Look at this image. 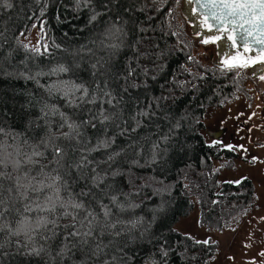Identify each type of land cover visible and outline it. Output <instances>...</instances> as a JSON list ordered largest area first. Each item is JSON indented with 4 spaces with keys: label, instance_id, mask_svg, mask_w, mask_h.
Instances as JSON below:
<instances>
[{
    "label": "trees",
    "instance_id": "1",
    "mask_svg": "<svg viewBox=\"0 0 264 264\" xmlns=\"http://www.w3.org/2000/svg\"><path fill=\"white\" fill-rule=\"evenodd\" d=\"M8 2L11 8L4 7L0 0V127L8 133H0V141L10 145V159L23 160L24 153H31L30 145L44 135V121L38 117L45 104L55 105L73 118H85L86 113L82 115L78 109L67 106L59 94L49 96L45 91L48 85L73 80L95 89L97 83L103 87L107 78L120 101L114 111L121 117L117 122L119 127L113 125L108 129L107 135L115 138L109 151H124L112 168L119 174L114 177L111 172L108 174L107 184L112 186L111 190L107 196L103 193L100 196L102 203L112 208V220H140L141 223L136 229L122 231L120 236L103 237L105 244L110 240L113 243L105 249L99 264L104 260L110 264H146L148 261L152 264H207L215 251L216 241L207 240L205 244V240L179 231L175 223L195 207L201 225L207 229H221L250 204L252 183L247 176L237 180L239 183L219 179L216 162L234 156L235 152L219 140H207L204 118L208 109L230 105L240 95L247 96L251 75L245 69L222 73L221 65L204 63L192 54V44L183 27L185 17L179 9L180 0H155V3L153 0H112L107 8L103 7L105 0H93L95 11L104 14L91 22L93 9L85 8L83 0L80 7L76 0ZM33 20L41 22L42 36L49 49L39 57L25 51L18 43L19 33ZM112 25L122 29L119 40L104 34ZM112 44L119 47H110ZM59 64L72 71L40 76L39 84L20 75H34L38 71L49 73ZM92 64L97 65L95 77ZM105 68L108 73L99 74ZM130 69H135L131 76L128 75ZM52 131L59 133L67 128H53ZM86 132L94 145L96 130L89 127ZM25 139L28 144L23 143ZM60 143L65 144L64 141ZM17 150L21 155L17 156ZM78 155L73 157L69 152V160ZM92 156L100 160L103 153L94 152ZM51 158L46 153L39 164H48ZM39 164L22 165L19 174L32 168L30 175L36 176ZM51 167L53 165H49L48 170ZM5 171L12 172V165L9 164ZM17 174L13 172L14 176ZM83 187L84 182L79 181L69 191L79 194ZM94 191L99 193L100 190ZM29 195L35 199V194ZM61 195L67 199L68 193ZM112 195L125 206L123 212L111 203ZM15 206L23 212L22 202L15 201ZM93 207L102 219L100 204L94 202ZM25 215L35 217L36 213ZM20 218L15 213L6 217L12 228ZM70 222V217L60 220L61 224ZM124 227L117 225L112 231ZM127 228L131 229L130 223ZM0 243L5 245L0 249V264H96L95 257L78 250L58 255L63 247L62 236L51 243L50 255H25L22 245L27 243L26 237L10 236L7 230L0 232ZM35 244L40 246L44 241L37 237ZM161 249L167 251L166 256Z\"/></svg>",
    "mask_w": 264,
    "mask_h": 264
},
{
    "label": "snow or ice",
    "instance_id": "2",
    "mask_svg": "<svg viewBox=\"0 0 264 264\" xmlns=\"http://www.w3.org/2000/svg\"><path fill=\"white\" fill-rule=\"evenodd\" d=\"M111 2L112 0H105L103 7L107 8ZM153 2L155 3V0ZM188 2L197 5L200 15L203 17L199 27L207 28L209 32L215 29L219 33L215 36H205L200 43L205 46L217 44L223 37H226L227 41L230 42L226 47L229 50H234L231 55L225 51L219 60L222 73L246 69L257 62H264V0H188ZM76 3L77 7L81 6V0H76ZM3 6L11 8L12 4L8 0H3ZM83 6L93 9L90 22L97 20L99 16L104 14L95 11L93 0H83ZM192 11L195 14L197 7L194 6ZM104 34L106 37L119 40L122 29L112 25L105 29ZM196 36L199 37L200 32H196ZM238 41H242V44H238ZM256 45L259 47H253ZM109 46L119 47L118 44ZM22 47L25 51H30L38 57L49 52L47 45L43 46V52H41L40 47L29 48L27 44H23ZM241 48L242 51H240ZM250 52H255L256 55L247 56L246 54ZM100 67L104 68V65H100ZM76 68H79L78 64ZM91 68L93 69L92 75L95 77L98 74L97 65L92 64ZM70 71L72 69L68 66L59 64L52 68L49 73L38 71L34 75H25L24 73H20V75L24 79L34 80L39 84L38 77L40 76L59 75ZM108 71L105 68L104 72L99 74L105 75ZM134 71L135 69H130L128 75L131 76ZM8 75H12V73H8ZM261 79L264 80V76H261ZM40 87L44 88L45 86L40 85ZM45 91L48 92L49 96L59 94L67 106L78 109L82 115L86 113V116L82 119H76L60 111L55 105L45 104L40 109L41 116L38 117L39 120L44 121L42 126L44 135L39 138L38 142H33L30 145L31 153H24L23 160L10 159L12 156V153L8 152L10 145L6 144L5 141H0V232L7 230L10 236L24 235L27 240V243L22 245L23 249H26L24 254L34 256L49 254L48 248L51 243L62 236L63 247L58 255L78 250L86 256L95 257L96 264H99L101 257L105 255V249H108L113 243L110 240L108 244H105L102 240L103 237L120 236L122 231L136 229L137 225L141 223L140 220L129 222L119 218L112 220L113 210L109 205L102 203L100 196V193L107 196L111 190L112 186L107 184L108 174L111 172L113 177L119 174L117 171H112V168L118 162L117 158L124 151L123 149L109 151L112 149L115 138H110L107 135L111 126L119 127L117 122L121 117L114 109L118 107L120 101L111 90L107 78L103 82V87L97 83L95 89H90L85 83L66 80L48 85ZM138 114L146 115V113ZM54 117H58V119L53 120ZM65 127L67 131L59 133L52 131L53 128L64 129ZM89 127L96 130L97 133L94 145L91 144L87 136L86 130ZM0 133L8 135L2 127H0ZM167 139L168 137L165 136V140ZM61 141H64L65 144L61 145ZM23 143L28 144V139H25ZM153 147L156 148L158 145ZM227 147L230 150L233 149L232 145ZM69 152L72 153L73 157H76L78 153V158L69 160ZM94 152H102L103 157L96 160L92 156ZM46 153L51 155V160L48 164H39L40 159L46 158ZM16 154L17 156L21 155L18 150ZM155 158V152H153V162H155ZM9 164L12 165V172L5 171ZM37 164H39V168L36 176L30 175L33 171L32 168L24 170L22 175L19 174L22 165L35 166ZM49 165H53L50 170H48ZM101 165H107V167L102 168ZM13 172L18 174L14 176ZM101 172L104 174L101 175ZM37 176L41 179H37ZM79 181L84 182V187L81 188L79 194L70 192L69 189L72 188V185ZM232 183H239V181ZM95 189H99V193L94 191ZM62 192L68 193L67 199L61 195ZM29 193L35 194V199ZM89 197L91 199H88ZM17 200L23 203V212L15 206ZM110 200L119 211L125 210V206L118 202L115 195H112ZM94 202L100 204L102 219L100 212H97L93 207ZM129 207H137V205H129ZM12 213L21 217L15 221V228L10 227V223L6 219ZM25 213H36V215L29 217ZM64 217H70L71 222L61 224L60 220ZM129 223L131 229L127 228ZM117 225H124L125 227L120 231H112L117 229ZM146 231L147 229H145ZM144 234L142 232L141 236ZM37 237L43 240L44 244L36 246L35 239ZM131 238L135 239V237ZM203 243L207 244L208 241L205 240ZM4 246L3 243H0V249ZM17 248L18 250L21 248L19 242H17ZM161 252L163 255H167L166 250L161 249ZM116 259L113 257V260ZM103 264H110V262L104 260ZM146 264H152V262L148 261Z\"/></svg>",
    "mask_w": 264,
    "mask_h": 264
},
{
    "label": "rangeland",
    "instance_id": "3",
    "mask_svg": "<svg viewBox=\"0 0 264 264\" xmlns=\"http://www.w3.org/2000/svg\"><path fill=\"white\" fill-rule=\"evenodd\" d=\"M183 27L192 44V54L204 63L219 64L221 58H216L214 44L202 45L204 37L196 36L186 17ZM21 33L18 40L22 45L41 50L46 45L37 20ZM248 69L245 70L251 75V88L247 96L240 95L230 105L208 109L204 132L208 141L219 140L225 146H233L234 156L216 162L219 179L237 181L247 176L252 183L250 204L221 229L201 225L195 207L175 223L179 231L195 239L216 241L207 264H264V94L261 77Z\"/></svg>",
    "mask_w": 264,
    "mask_h": 264
},
{
    "label": "water",
    "instance_id": "4",
    "mask_svg": "<svg viewBox=\"0 0 264 264\" xmlns=\"http://www.w3.org/2000/svg\"><path fill=\"white\" fill-rule=\"evenodd\" d=\"M197 7V12L193 14L192 8ZM181 11L183 15L190 21L191 25V30L193 32H200L199 37H205V36H215L218 35L219 33L213 29L212 31H208L207 28H200L199 24L202 21L203 17L200 15V11L197 5L190 4L188 0H181ZM230 42L227 41L226 37H223L221 41L217 42V44H214V49L216 53V58H222L223 53L225 51L229 52V55L232 54V51L234 50H229L226 45H228ZM238 44H242V41H238ZM255 48H258L259 46H253ZM242 51V48L240 49ZM247 56H255V52H250L246 54ZM249 71L253 72V74L256 76H264V62H257L250 67H248ZM262 93H264V80H262Z\"/></svg>",
    "mask_w": 264,
    "mask_h": 264
},
{
    "label": "flooded vegetation",
    "instance_id": "5",
    "mask_svg": "<svg viewBox=\"0 0 264 264\" xmlns=\"http://www.w3.org/2000/svg\"><path fill=\"white\" fill-rule=\"evenodd\" d=\"M260 77V76H259ZM262 94H264V93H262Z\"/></svg>",
    "mask_w": 264,
    "mask_h": 264
}]
</instances>
